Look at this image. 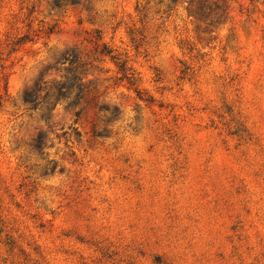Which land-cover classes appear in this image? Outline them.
<instances>
[{
    "label": "rangeland",
    "instance_id": "obj_1",
    "mask_svg": "<svg viewBox=\"0 0 264 264\" xmlns=\"http://www.w3.org/2000/svg\"><path fill=\"white\" fill-rule=\"evenodd\" d=\"M0 264H264V0H0Z\"/></svg>",
    "mask_w": 264,
    "mask_h": 264
},
{
    "label": "trees",
    "instance_id": "obj_2",
    "mask_svg": "<svg viewBox=\"0 0 264 264\" xmlns=\"http://www.w3.org/2000/svg\"><path fill=\"white\" fill-rule=\"evenodd\" d=\"M176 1V0H175ZM193 2V0H189V3H192Z\"/></svg>",
    "mask_w": 264,
    "mask_h": 264
}]
</instances>
